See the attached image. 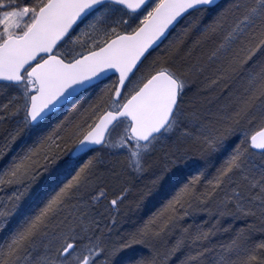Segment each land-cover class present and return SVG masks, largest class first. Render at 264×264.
I'll use <instances>...</instances> for the list:
<instances>
[{"label":"snow or ice","instance_id":"1","mask_svg":"<svg viewBox=\"0 0 264 264\" xmlns=\"http://www.w3.org/2000/svg\"><path fill=\"white\" fill-rule=\"evenodd\" d=\"M0 193V264H264V0H0Z\"/></svg>","mask_w":264,"mask_h":264},{"label":"bare ground","instance_id":"2","mask_svg":"<svg viewBox=\"0 0 264 264\" xmlns=\"http://www.w3.org/2000/svg\"><path fill=\"white\" fill-rule=\"evenodd\" d=\"M0 195H3V194L0 193ZM150 209H151V210H154V208H152L151 205H147V204H146V206L143 207V208H142V209H141L136 215H138V216H142V217L146 218V216H147L148 214H150ZM202 216H203V214L197 215L196 219H197L198 222L200 221L199 218L202 217ZM227 218H230V217H227ZM121 227H123V228H127V227H129V224H128V223H125V224H123ZM256 235H257V238H259V232H257Z\"/></svg>","mask_w":264,"mask_h":264},{"label":"trees","instance_id":"3","mask_svg":"<svg viewBox=\"0 0 264 264\" xmlns=\"http://www.w3.org/2000/svg\"><path fill=\"white\" fill-rule=\"evenodd\" d=\"M201 218L202 217H200L199 220H201ZM203 218L206 219L207 217H203ZM222 223L225 226H227L228 224L231 223V224H233L234 227H237V228L244 226V221H242V220H235V221H233L231 218H227V217L224 218V220L222 221Z\"/></svg>","mask_w":264,"mask_h":264}]
</instances>
